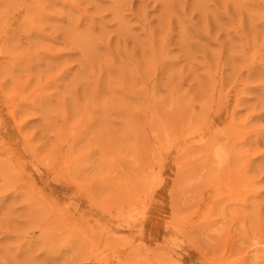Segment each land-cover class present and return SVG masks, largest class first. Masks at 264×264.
Returning a JSON list of instances; mask_svg holds the SVG:
<instances>
[{
    "label": "rangeland",
    "instance_id": "rangeland-1",
    "mask_svg": "<svg viewBox=\"0 0 264 264\" xmlns=\"http://www.w3.org/2000/svg\"><path fill=\"white\" fill-rule=\"evenodd\" d=\"M0 264H264V0H0Z\"/></svg>",
    "mask_w": 264,
    "mask_h": 264
}]
</instances>
